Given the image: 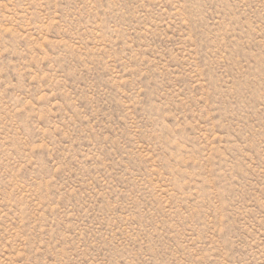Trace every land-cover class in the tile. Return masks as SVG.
Instances as JSON below:
<instances>
[{"label": "rangeland", "instance_id": "rangeland-1", "mask_svg": "<svg viewBox=\"0 0 264 264\" xmlns=\"http://www.w3.org/2000/svg\"><path fill=\"white\" fill-rule=\"evenodd\" d=\"M0 264H264V0H0Z\"/></svg>", "mask_w": 264, "mask_h": 264}]
</instances>
